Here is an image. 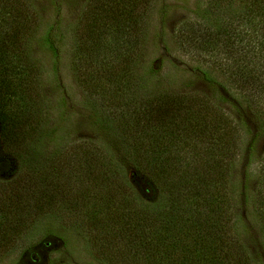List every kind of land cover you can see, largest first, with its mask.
I'll use <instances>...</instances> for the list:
<instances>
[{"label":"trees","instance_id":"1","mask_svg":"<svg viewBox=\"0 0 264 264\" xmlns=\"http://www.w3.org/2000/svg\"><path fill=\"white\" fill-rule=\"evenodd\" d=\"M153 4L86 0L65 32L59 8L44 27L30 0H0V143L23 162L14 179H0V260L49 221L45 235L76 232L102 264H264L232 184L243 150L256 164L252 204L264 245V0H205L176 35L187 52L224 62L231 98L211 68L200 78L238 120L209 95L149 88L137 68ZM67 34L93 140H60L61 126L49 124L34 47L58 58Z\"/></svg>","mask_w":264,"mask_h":264},{"label":"rangeland","instance_id":"2","mask_svg":"<svg viewBox=\"0 0 264 264\" xmlns=\"http://www.w3.org/2000/svg\"><path fill=\"white\" fill-rule=\"evenodd\" d=\"M30 1L41 16L44 27L53 23L56 18L55 9L59 8L62 17L60 29L65 32L78 21L86 3V0ZM204 3L205 0H154L148 36L137 69L147 79L149 88L157 91L167 89L173 92L209 95L230 117L238 120L239 116L233 107L221 102L215 90L209 88L200 78L202 71L211 68L213 77L219 83L218 89H221L225 97L231 98L228 95L234 88L224 62L216 56L206 58L194 51L187 52L175 42L176 35L182 26L189 21H197L201 17L199 9L205 6ZM238 6L239 4L234 8ZM69 39L70 35L67 34V39L59 45L58 58L52 57L50 53L42 52L38 46L34 47V56L42 65L49 124L51 127L55 124L61 126L60 140L69 142L93 140L97 134L89 124L90 109L86 103V96L75 77ZM152 65L160 69L159 73L153 77L150 75ZM241 110L243 114V107ZM246 117L250 125L257 127L255 118L250 112H246ZM57 143L54 140L46 144V155L52 153ZM263 150L264 138L257 143V155ZM22 165L20 154H8L0 143V179L4 182L14 179L20 173ZM256 176V164L248 165L243 158L242 150L232 171L235 200L239 214L242 218L244 216L245 222L250 227L255 244L263 252L262 235L252 204L257 183ZM129 178L131 184L135 185L131 175ZM48 223L49 221H44L34 228L33 233L19 246L17 252L0 260V264H102L89 254L83 238L76 232L58 226L60 227L59 235H45L44 231Z\"/></svg>","mask_w":264,"mask_h":264}]
</instances>
